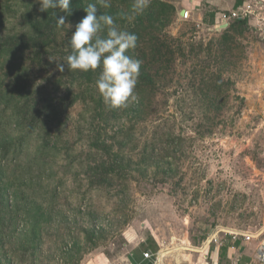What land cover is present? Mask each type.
<instances>
[{"label": "rangeland", "instance_id": "obj_1", "mask_svg": "<svg viewBox=\"0 0 264 264\" xmlns=\"http://www.w3.org/2000/svg\"><path fill=\"white\" fill-rule=\"evenodd\" d=\"M89 3L97 4L82 0L79 14L60 12L66 24L56 25L48 47L22 49L12 48L13 39L40 36L51 9L0 0V264H147L149 248L162 251L161 264H264V19L236 24L233 53L217 63L215 48L208 50L225 26L218 31L177 9L168 15L164 32L181 49L174 47L170 77L147 99L128 145L119 134L127 118L100 131L114 181L92 187L86 171L102 154L95 133L109 114L96 86L66 64L58 69ZM39 52L42 76L12 98L14 78L38 68ZM214 73L219 88L216 79L203 84ZM39 95L57 111L29 134L26 113ZM160 124L180 138L177 145L150 146ZM153 153L160 163L149 162ZM235 233L253 238L235 241Z\"/></svg>", "mask_w": 264, "mask_h": 264}, {"label": "trees", "instance_id": "obj_2", "mask_svg": "<svg viewBox=\"0 0 264 264\" xmlns=\"http://www.w3.org/2000/svg\"><path fill=\"white\" fill-rule=\"evenodd\" d=\"M81 2L82 0H72V4L70 5V7H72L73 10H77V8L81 9ZM96 2V6L98 9L97 15H111L122 30H127L130 33H134L135 35H137V47L134 50H129L127 54L131 55L135 59H139L142 61L140 74L135 89V94L137 96V99L135 101H130L126 106L120 108L111 107L109 111H106L108 106L110 105H106L101 93L98 92L99 96L102 99L101 103L103 105V110L105 113L108 112L109 117L106 116V118H101V125H99V129H97V132L95 133V138H97V141L94 146H96L98 150H101L102 154L99 156V158L95 156V160H93V163L88 165L89 170L86 171V176L88 177L92 187L105 188L107 185H110L111 182L114 181H111V179L108 178L112 176L115 171H113V159L109 157V153L111 152V146L105 145L103 143L100 131L106 132L110 124L109 122L121 120L122 118L124 120V118H127V121L125 122V119L124 123L120 125L121 130L119 131V134H123L122 138L120 139V144L123 145V147L129 144V137L132 136V128H135L138 124V116L140 117V114L142 113V111H144V108L148 106V104L152 101H147V99H149L152 95H154L158 90L162 88L163 80L170 77V69L172 68L171 66L176 61L175 53L180 51L181 49L179 40L173 35L167 33V31L164 32L165 28L163 29V27L165 26L164 23L167 22L166 19L168 18V15L171 20L175 17L174 15L176 8L173 5L169 3L167 4V2L163 0H149L148 7L144 10L141 15L135 16L132 19H128L127 17L131 15L132 11V1L124 0L119 4L110 3V7L108 8H105L104 5L99 2V0H96ZM79 9L77 10L78 14L80 13ZM60 12H62L60 9H51L40 36L36 38H26L25 36H22L23 38L13 39L12 48L23 49L28 46H36L39 48L48 47L54 41L56 17L57 15L59 16L61 14ZM126 21H129L130 23L125 24ZM169 22L171 21L168 20V23ZM234 22L230 23L227 28L222 30L223 33L219 40L211 42L210 44L211 48L208 51L209 53H211L212 47L215 48L213 49V51L216 52L215 61L217 63H222L233 53L234 36L231 34L232 28H234L236 24L246 25L248 20H236ZM9 44L10 41L3 42V45ZM176 45L178 49L175 52L174 47ZM43 54L39 52L38 56L34 58L35 61L37 60L39 62L37 69L35 68L29 73L25 71L23 74L17 75L18 77L14 78L11 89L12 98H18L25 94L33 84L34 80L37 79L39 76H42L44 71L42 70L43 62L45 61ZM66 58L67 57H65V59ZM50 61L51 60H49V62ZM75 71L83 79H86L87 83L90 82L92 86H96L97 88L96 81L98 79L100 69L88 72H83L80 70ZM211 76H209L208 79H204L203 84L208 87L209 85L207 83H212V80L216 79L213 84L216 85V88H219L220 84H218V80H220V78L218 77L217 79V73H214ZM210 91L211 90L208 89L205 92V95L207 97H209ZM218 93H220V89H218ZM46 98V96H40V99H36L34 101V105H32L31 108L27 110L26 126L29 134L33 133L36 129L41 127V123L44 121L45 118L49 117L50 112L54 111L53 113H55L57 111L53 107V104L51 105V103L48 102ZM86 98L91 99L88 96ZM207 100L210 102L208 104H214V102H217V100ZM132 117L135 118V121H132ZM153 135L154 137L151 141L150 146H156L159 151L163 150L165 148V145H173V143L174 145H177L179 143L178 140H180L179 137H174L173 132L171 130H163L162 124L157 126V130L156 132H154ZM161 158V154L156 155L155 153H153V156L149 158V162L152 164L160 163ZM117 170L118 172L124 171V169L121 168V165L120 167H118ZM126 174L127 173L125 171L123 175ZM117 177H119V175H117ZM116 180L117 179L115 177V181ZM0 200L1 202L3 201L1 197V188ZM30 215L31 213L29 212L28 216L31 217ZM1 220L2 218H0V221ZM30 226H32L30 232H33V229H35L34 222H32ZM91 244H97V242H92Z\"/></svg>", "mask_w": 264, "mask_h": 264}, {"label": "clouds", "instance_id": "obj_3", "mask_svg": "<svg viewBox=\"0 0 264 264\" xmlns=\"http://www.w3.org/2000/svg\"><path fill=\"white\" fill-rule=\"evenodd\" d=\"M41 12L60 9L71 15L72 0H36ZM105 8L110 7L109 0H99ZM149 0H133L132 19L141 15L148 7ZM87 15L75 26L70 38L72 53L67 56V63L58 64L59 71H64L65 64L70 70L83 72L100 69L96 81L97 88L104 102L112 108L126 106L135 101V89L142 61L127 54L137 47L138 37L134 33L122 30L113 16L97 15L95 3H89L84 9ZM67 15L56 17L57 27L66 24ZM158 264V261H157Z\"/></svg>", "mask_w": 264, "mask_h": 264}, {"label": "crops", "instance_id": "obj_4", "mask_svg": "<svg viewBox=\"0 0 264 264\" xmlns=\"http://www.w3.org/2000/svg\"><path fill=\"white\" fill-rule=\"evenodd\" d=\"M173 5L179 12L185 10L188 17L206 24L211 22L214 25L220 21L224 13L229 14L235 11H249L250 18L256 22L264 19V0H163ZM207 17V18H206Z\"/></svg>", "mask_w": 264, "mask_h": 264}, {"label": "built area", "instance_id": "obj_5", "mask_svg": "<svg viewBox=\"0 0 264 264\" xmlns=\"http://www.w3.org/2000/svg\"><path fill=\"white\" fill-rule=\"evenodd\" d=\"M189 1L195 2V0H189ZM250 15L251 13L249 11H235V12H230L229 14L224 13L221 16L220 21L215 24V28L216 30L221 31V29H219L220 26H225V28H227L232 20H248L247 18H250ZM184 16H188L186 11ZM233 236L235 241H237L240 236L244 237V239H246L247 242L253 238L251 235L244 233H235ZM161 253L162 251L158 253L156 252V250L153 251L152 248H149L143 252V260L146 261L147 264H157V261L158 264H161V262L159 263V258ZM259 254L264 255V244L260 247Z\"/></svg>", "mask_w": 264, "mask_h": 264}, {"label": "water", "instance_id": "obj_6", "mask_svg": "<svg viewBox=\"0 0 264 264\" xmlns=\"http://www.w3.org/2000/svg\"><path fill=\"white\" fill-rule=\"evenodd\" d=\"M185 15V10H182L181 12H180V16H184Z\"/></svg>", "mask_w": 264, "mask_h": 264}, {"label": "bare ground", "instance_id": "obj_7", "mask_svg": "<svg viewBox=\"0 0 264 264\" xmlns=\"http://www.w3.org/2000/svg\"><path fill=\"white\" fill-rule=\"evenodd\" d=\"M160 263V262H159Z\"/></svg>", "mask_w": 264, "mask_h": 264}]
</instances>
